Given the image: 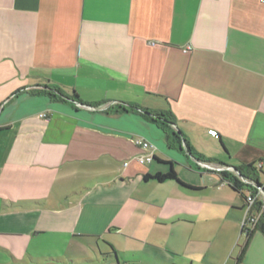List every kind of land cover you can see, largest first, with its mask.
<instances>
[{
	"label": "crops",
	"instance_id": "0c3cea01",
	"mask_svg": "<svg viewBox=\"0 0 264 264\" xmlns=\"http://www.w3.org/2000/svg\"><path fill=\"white\" fill-rule=\"evenodd\" d=\"M141 109L170 112L192 154ZM259 161L264 0H0V264L122 237L162 264H264L254 229L227 259L244 200L222 174ZM168 162L180 181L143 179Z\"/></svg>",
	"mask_w": 264,
	"mask_h": 264
},
{
	"label": "rangeland",
	"instance_id": "374dc122",
	"mask_svg": "<svg viewBox=\"0 0 264 264\" xmlns=\"http://www.w3.org/2000/svg\"><path fill=\"white\" fill-rule=\"evenodd\" d=\"M263 177L262 173V180ZM246 235L245 231L241 229V233L237 235L234 245L230 247L227 253V259L229 256L236 257L238 255L246 242ZM154 242L148 240V244H146L138 239L132 240L122 237L117 245L110 242L107 238H100L98 242L99 252H94L83 241L75 240L69 243L65 259L68 264H70V260H73L71 258H74V264H162L158 260L159 257L156 253L157 248ZM172 256L171 253H168L166 260L170 262Z\"/></svg>",
	"mask_w": 264,
	"mask_h": 264
},
{
	"label": "built area",
	"instance_id": "2783aa9c",
	"mask_svg": "<svg viewBox=\"0 0 264 264\" xmlns=\"http://www.w3.org/2000/svg\"><path fill=\"white\" fill-rule=\"evenodd\" d=\"M41 117H45L46 113H40ZM212 135H216V131L211 132ZM131 141L138 146L142 152L136 155V161L141 165H146L150 163L153 159V151L155 146L149 140L144 137H132ZM256 171L258 172V181L242 176L235 168L228 167L233 175L237 177L241 184V191L244 200V214L241 220V229L245 231L246 234H249L251 230L254 229L261 213L264 210V177L261 178V174L264 176L263 163L261 161L257 162L254 165ZM229 184H232L228 180Z\"/></svg>",
	"mask_w": 264,
	"mask_h": 264
},
{
	"label": "trees",
	"instance_id": "16d2710c",
	"mask_svg": "<svg viewBox=\"0 0 264 264\" xmlns=\"http://www.w3.org/2000/svg\"><path fill=\"white\" fill-rule=\"evenodd\" d=\"M49 95H51L49 93ZM75 95V94H74ZM53 96V95H52ZM76 96V95H75ZM141 114L143 115V117L152 122L155 123L157 125H159L161 127V129L163 130V132L165 133V138L169 144V146L172 147H176L177 149H182V141L185 142L186 148L187 150L192 154L191 149L187 146L186 140L182 137V135H180V133L178 131H175L172 127L171 124L174 123V116L167 111H163V112H159V113H151L148 112L145 109H141ZM155 159H157L155 157ZM159 160V159H157ZM168 164L170 165L168 170L166 172H155L153 174H149L146 173L143 175V179L144 180H149V179H153L156 180L158 182H164L166 180H176V181H180L177 173L175 171V169L172 166L171 162H168ZM254 162L252 163H248L239 167H235V169L244 177H248V178H252L256 181H258V172L255 170V167L253 166ZM247 169V170H251L250 172L253 174L252 176L248 175L247 173H245L243 170ZM223 176L227 177V179L232 182L231 187L235 190H238L239 192H241V184L239 182V180L237 179V177L227 171H223L222 172ZM242 198L243 200H245V197L242 194ZM254 230H259L263 235H264V210L261 213L255 227ZM247 242L244 244L242 250H241V254L240 256L237 258V261L240 262L242 259V255L245 251Z\"/></svg>",
	"mask_w": 264,
	"mask_h": 264
}]
</instances>
